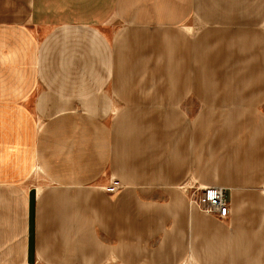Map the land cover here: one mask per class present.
<instances>
[{"label":"crops","instance_id":"crops-1","mask_svg":"<svg viewBox=\"0 0 264 264\" xmlns=\"http://www.w3.org/2000/svg\"><path fill=\"white\" fill-rule=\"evenodd\" d=\"M205 6L204 0H0V150L15 143L17 157L30 155L13 170L0 158V194L10 192L11 200L0 264H264L260 135L254 142L256 133L249 141L243 134L246 148L228 143L227 154L230 115L218 121L198 113L186 127L173 120L178 108L157 118L158 108L193 106L194 99L197 106L226 105L215 103L211 91L199 97L205 89L195 81L198 49L223 36L209 24L200 30ZM241 30L229 34L244 43L249 33ZM256 97H264L263 87ZM237 99L230 106L247 105ZM212 120L220 125L208 132L205 154L195 135ZM189 174L229 188L228 222L189 208L176 189ZM113 180L127 189L109 193ZM153 186L168 192L160 206L140 195ZM155 207L174 227L168 232L164 225L165 242L152 249Z\"/></svg>","mask_w":264,"mask_h":264},{"label":"rangeland","instance_id":"rangeland-1","mask_svg":"<svg viewBox=\"0 0 264 264\" xmlns=\"http://www.w3.org/2000/svg\"><path fill=\"white\" fill-rule=\"evenodd\" d=\"M204 4H209V6H205V8L203 7V10L199 12L200 16L198 15V12L195 13V15H198L197 17L199 18L201 17V20L204 22H201L200 30H207L209 26H214V29L216 31L219 30L223 36H220L219 34H217V37L214 38L210 36L211 42L205 44L207 49L206 46L202 47V45L200 49H198L199 59L197 57L196 65L199 70V75L197 76L198 79H195V81H198L197 85L205 89L203 92L199 91V97L202 98L201 95H203L204 98H207L208 91H211L215 95L213 98L215 103L225 102L224 104L226 105H219L220 107H208L203 106L202 104H204V101L200 100V106H197L195 105L197 100L194 99L193 104L191 103V100L189 101V103L193 106H164L158 108L159 114L157 118L161 116L162 120L165 115L174 114L175 108H178L177 116L174 117L173 120L176 122H183V127H186L191 123V121H194L196 118L195 116L198 113L204 115L211 114L213 116H221L218 119L216 118L218 121L221 120V118H223L222 115L226 113L225 115H230V117L233 118V122L229 124L226 129V137L228 138V141L226 142L227 144L224 143L225 151L231 147L228 143H230L232 147H235L239 144L241 150L242 147L246 148L245 144L244 146L240 144V137H243V134L246 135L247 141H249L248 137L251 138V136H254L256 133L253 141H256L255 138L258 137V134L260 135L261 139L259 142L261 141L264 143V97L260 98L261 101H258L256 97V88H264V0H204ZM202 16L206 17L204 18ZM205 19H207V21ZM213 22L217 24L214 25ZM202 24H209V26H203ZM240 24L243 26H240ZM239 28H242L241 31H246L249 33L247 35V41L244 43L238 41V37L234 38L229 34V30H235ZM255 33H258L260 36H256ZM193 53L195 54V52ZM243 53H245V56ZM194 56L196 58V54ZM240 57H247V61L240 60ZM237 87H246L247 89L245 91H238V95L229 96V93L236 92L234 88L236 89ZM237 96H239L240 99L246 98L247 105L230 106L239 102ZM122 109L124 108H121V110ZM141 109L145 110V108ZM152 109L154 110L153 107ZM171 117L168 119L169 127H171ZM205 120L208 119L206 118ZM217 120H212L210 124H208V121H203L202 124L207 125V128L203 132H198L195 128L199 134L198 136L195 135V138L197 137V140L198 138L200 139L199 150L205 154L206 146L210 145L208 143V139H206L207 134L208 132L218 130L220 124L219 122L216 123ZM158 124L159 129L163 125L165 127V123L160 124L158 122ZM192 125L194 126L195 124H190V126ZM191 129L192 128H189L187 131L189 132ZM138 130L139 129L137 128L134 131L137 132ZM162 131L166 130L163 128ZM8 139L5 138L1 140ZM10 139L16 140L14 137ZM16 150L17 147L15 146V143L11 145L2 143V150H0V158L12 162V170L17 167L15 163L16 160L22 164V157L30 156L19 154L17 157V154H15ZM231 150L232 149L230 148V150L226 151V153H230ZM249 151L251 152L250 149ZM19 152H21V150ZM3 154L5 155L4 157ZM262 154L264 159V148ZM138 157H140V154ZM20 168L22 167L20 166ZM205 186L220 185L199 182L192 174H189L187 178H185L176 186V189L183 193V195L186 197V202H188L190 209H195V211L200 212L202 215L211 216L217 219L216 216L204 214L202 208L197 204V199ZM167 187L170 189L173 188L172 186ZM220 187L224 189L225 197L228 201L227 191L229 188L227 186ZM163 188L165 187L153 186V192L151 194L141 192L140 195L143 199L153 201L155 205L160 206L168 199V192ZM123 189H127L126 184H123V182L118 180H113L111 185L107 187V191L111 194L120 192ZM258 189L264 194V186ZM103 192L106 195H109L105 191ZM9 194L10 192H3L0 194V242L7 241L10 237V234L3 235L6 230V222L3 220V216H5L6 212L8 211H5V209L8 207L11 201L9 199ZM229 203L230 202L228 201V204ZM162 211L155 207V211L153 210L152 212V217L154 218L155 223H157V227H159L153 228L151 235L149 234V237L151 238V241H149V247L152 249L159 248L160 244L165 242V234L163 232L165 227L167 228L166 231L168 232H171L174 227L173 220L171 218L165 219L164 216V220H161L159 214H161ZM228 217L225 218V221L218 220L221 222H228ZM163 221L166 224H163ZM164 225L166 226L163 227ZM122 235L124 236L123 239L127 242L128 235L126 233H123ZM40 263L41 261L38 264ZM187 263L190 264L189 262H186V264ZM107 264H126V262L120 259L119 261L111 260L109 263L107 262Z\"/></svg>","mask_w":264,"mask_h":264},{"label":"built area","instance_id":"built-area-1","mask_svg":"<svg viewBox=\"0 0 264 264\" xmlns=\"http://www.w3.org/2000/svg\"><path fill=\"white\" fill-rule=\"evenodd\" d=\"M197 200V204L205 213L219 218L228 217L230 209L225 198L224 189L205 186Z\"/></svg>","mask_w":264,"mask_h":264},{"label":"bare ground","instance_id":"bare-ground-1","mask_svg":"<svg viewBox=\"0 0 264 264\" xmlns=\"http://www.w3.org/2000/svg\"><path fill=\"white\" fill-rule=\"evenodd\" d=\"M130 164V163H129ZM211 187H215L216 189H223L221 187H216V186H211ZM226 198V197H225ZM227 201V200H226ZM228 202V201H227ZM229 209H230V206H229ZM218 217V216H217ZM221 219H225V218H221Z\"/></svg>","mask_w":264,"mask_h":264}]
</instances>
